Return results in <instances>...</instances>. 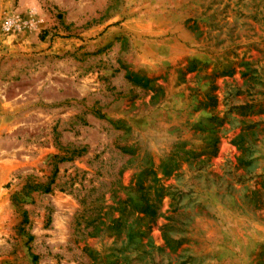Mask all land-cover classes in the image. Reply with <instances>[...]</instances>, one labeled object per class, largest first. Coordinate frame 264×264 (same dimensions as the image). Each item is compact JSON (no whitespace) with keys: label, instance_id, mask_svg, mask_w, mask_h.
I'll list each match as a JSON object with an SVG mask.
<instances>
[{"label":"rangeland","instance_id":"rangeland-1","mask_svg":"<svg viewBox=\"0 0 264 264\" xmlns=\"http://www.w3.org/2000/svg\"><path fill=\"white\" fill-rule=\"evenodd\" d=\"M0 264H264V0H0Z\"/></svg>","mask_w":264,"mask_h":264},{"label":"trees","instance_id":"trees-1","mask_svg":"<svg viewBox=\"0 0 264 264\" xmlns=\"http://www.w3.org/2000/svg\"><path fill=\"white\" fill-rule=\"evenodd\" d=\"M242 75H244V74H242ZM239 139L242 141V145H243V142L245 141L244 139H245V137L243 136V135H239L238 136V138L236 137V140H235V145H236V147L242 152V154H241V156L238 158V160H237V165H238V167H243V166H245V164H247V162L245 161V159H244V153H243V151H244V147L241 145V144H237L238 142H239ZM243 139V140H242ZM64 159V158H63ZM244 168V167H243ZM52 183H53V180H51L45 187H44V190H43V192L44 193H50L51 192V185H52ZM23 214H25V213H23ZM24 220L26 221V218H24ZM32 259H33V262L34 263H36L37 262V260H38V257L37 256H35V255H33L32 256Z\"/></svg>","mask_w":264,"mask_h":264}]
</instances>
